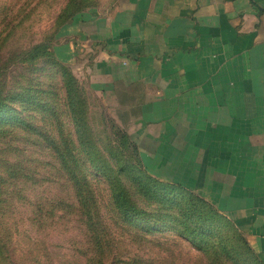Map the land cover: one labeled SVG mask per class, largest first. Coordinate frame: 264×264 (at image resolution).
Listing matches in <instances>:
<instances>
[{"label":"rangeland","instance_id":"1","mask_svg":"<svg viewBox=\"0 0 264 264\" xmlns=\"http://www.w3.org/2000/svg\"><path fill=\"white\" fill-rule=\"evenodd\" d=\"M117 3L0 0V264H261L60 60L63 30Z\"/></svg>","mask_w":264,"mask_h":264},{"label":"crops","instance_id":"2","mask_svg":"<svg viewBox=\"0 0 264 264\" xmlns=\"http://www.w3.org/2000/svg\"><path fill=\"white\" fill-rule=\"evenodd\" d=\"M58 47L168 183L264 264V0H118Z\"/></svg>","mask_w":264,"mask_h":264},{"label":"trees","instance_id":"3","mask_svg":"<svg viewBox=\"0 0 264 264\" xmlns=\"http://www.w3.org/2000/svg\"><path fill=\"white\" fill-rule=\"evenodd\" d=\"M171 187H174L175 189L177 190H181L183 193H185V195L187 197H189L190 201L191 202H198L206 207H208L210 209V211L212 212L213 214V218L217 219V220H223L225 221L227 224L231 225L232 227L233 224L227 220L224 216H222L221 214H219L211 205H209L208 203H206L203 199H201L200 197H198L197 195L193 194V193H190L188 191H186L183 187L179 186V185H175V184H172V183H168ZM119 197V196H118ZM236 229V228H235ZM260 260V259H259ZM260 263H262V261L260 260Z\"/></svg>","mask_w":264,"mask_h":264}]
</instances>
